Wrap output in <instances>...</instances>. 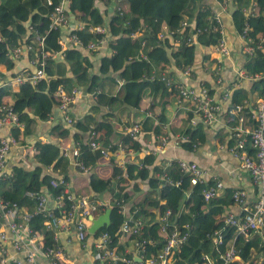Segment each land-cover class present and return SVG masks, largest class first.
<instances>
[{"label": "trees", "instance_id": "obj_1", "mask_svg": "<svg viewBox=\"0 0 264 264\" xmlns=\"http://www.w3.org/2000/svg\"><path fill=\"white\" fill-rule=\"evenodd\" d=\"M218 1L222 2L223 0ZM98 2L104 6L103 9L98 6ZM228 2L236 5L230 15L233 30L240 34L243 23H247L249 26L246 36L253 40L254 49L250 56L245 55L241 69L248 73L262 75L260 79L252 81L250 86L257 97L262 98L264 97V52L260 48H256L255 43L257 34L260 33L264 36V0H228ZM252 3L254 4L253 10L249 8ZM58 4L59 0H0V64L4 65L6 69H11L13 61L9 56V51L11 48L20 47V44L30 46L28 49L30 57L37 64L40 61L43 63L44 77L35 83L24 81L19 84L17 91L11 93L7 85L3 84V88H0V104L2 97L10 94V100L5 103L9 104L10 109L22 124L21 129L19 126L8 127V131L18 142L21 132L23 136L32 134V128L37 122V118L44 120L53 113L54 107L57 106V101L53 96L57 85L66 91H69L73 86L78 87L92 97L94 108L107 106L109 113L113 112V107L120 104L135 108L139 102L140 94L145 88L154 96L157 94L163 96L162 91L166 88L163 82L158 79L149 81L146 78L151 68L163 69L165 66L161 64H168L167 58L160 57V59L154 53L159 50L162 37L166 35L162 40L165 45L168 44L167 35L172 36L173 41L177 40V46L170 50V58L174 67L182 70L185 66L191 67L195 48V45L185 42L186 36L191 35L200 45H212L216 43L219 34L210 32L208 29L212 26L222 25L220 19L217 24L215 16L212 15L208 6L200 5L195 13L188 14L189 18L186 21L189 26H184L182 31L178 32L180 17H182V13L188 12L187 7L190 6L191 0H125L126 9L120 7L114 0H67L65 8L67 23H69V16L72 15L82 25L81 29L68 31L69 34L72 33L78 38L81 43L80 48H83L89 40H96L101 36V34L89 31L88 26H101L105 30L104 37H106L110 52L100 57L97 73H93L91 62L82 54L80 48L71 44L72 46L61 50L59 44L61 28L48 26L50 14L54 12ZM107 8L111 11L109 15L106 11ZM243 8H248V12H244ZM191 25L194 26L193 29H191ZM163 26L166 27V32L159 37L158 34ZM196 27L202 28L201 32L198 35H193ZM35 34L42 38L41 45L33 38ZM24 36L25 39L22 41ZM89 51L92 54L96 52V50ZM40 52L45 56L41 57ZM140 52L145 55V59L137 56ZM56 53H60L61 57L53 58L52 55ZM22 72L29 74L31 71L22 70ZM108 75L120 80L121 84L117 85L118 82L110 79ZM168 75L175 77L171 72ZM204 87L213 95L214 89L206 85ZM226 89L228 92L230 87L227 86ZM246 96L244 89L230 90L229 94L227 93L226 115L231 118L229 124L232 127L235 125V118L233 115L227 114L228 109L234 104L241 103ZM173 97H175L174 92ZM244 111L246 110L244 109ZM202 127L205 126L196 122L194 127L184 128L182 134L189 139L181 142L184 149L192 150L190 142L203 139ZM101 128L109 129L110 126L108 123L102 122H95L92 125L83 116L80 119H72L67 126L60 122L51 125L48 141L33 142L32 159L36 163L30 168L15 165L11 169L10 178L5 181L0 180V197L14 202L18 207L30 212H33L35 207L34 201L24 195L25 191H40L48 194L49 201H51L61 188L50 186L49 181L60 178L64 182H68V177L65 174L68 158L62 154L60 139H65L72 132V140L77 142V153L74 158L78 167H91L101 157L98 150H91L88 146L90 134L94 132L95 138L100 141L97 131ZM143 129H147L145 121L141 125V130ZM23 136L21 141H23ZM136 139L124 136L122 143L131 144L132 147L137 148L139 145ZM100 142L102 145L107 144L103 140ZM229 144H233L232 139ZM114 149V146H110V151ZM244 150L251 154L247 144ZM139 163V166L138 163H127L124 166L127 179H146L148 190H150L132 209L133 217L143 218L146 215L143 210L144 206L151 201L156 206L158 215L163 212L164 208L170 209L169 219L172 225L177 228H180L184 223L190 225L186 244L182 245L179 251L173 255L174 259L170 264H210L206 257L212 258L213 264H220L217 259L218 254L231 242L236 249L237 258L227 264H241V261L244 262L250 258L251 252L254 254L248 264H254L253 261H256L261 253H264V241L262 240L264 224L260 233L250 230L245 236L241 234L232 236L233 228L223 227L220 216L224 211L223 208L232 204V190H224L222 195L204 202L201 199L203 185L198 183L190 185L189 177L181 173L173 161L170 165L164 161L155 162V156L147 153ZM112 164L111 160V173L112 176H115L120 170ZM155 173L165 174L168 179L178 181L179 184L177 186L164 185L160 189ZM87 184L88 190L95 193L111 191L112 205L110 206L109 225L106 228H100L91 235L96 236L99 231H106L110 238V245L113 246L121 233L119 225L124 221L123 215L119 212V206L115 203L119 199L125 200L126 195L122 190L120 192L112 190L108 181L98 177L93 171H89ZM186 192H188V203L184 209L180 210L178 203ZM156 195L159 199L155 198ZM62 202L63 206L69 204L68 200L64 198ZM102 211L100 210V212ZM53 213L58 215L57 210H53ZM43 220L44 218L40 214L34 213L29 220V226L34 231L41 232L43 244L49 245L53 243L52 233L44 228ZM217 228L221 229L222 239L220 244L214 246L209 234ZM129 237L145 240L143 257L154 254L162 245V239L157 232L155 223L144 224L138 237ZM198 246L199 249H196ZM194 249L196 250L190 255ZM186 258L188 259L185 262Z\"/></svg>", "mask_w": 264, "mask_h": 264}, {"label": "crops", "instance_id": "obj_2", "mask_svg": "<svg viewBox=\"0 0 264 264\" xmlns=\"http://www.w3.org/2000/svg\"><path fill=\"white\" fill-rule=\"evenodd\" d=\"M114 1L117 2L120 7L126 9L125 0ZM110 5L112 6V3H110ZM200 5L208 6L212 15L220 19L222 23L221 29L225 44L228 47L229 55L222 59L220 63V78L222 80L220 85L217 86L214 84L215 82L212 74V61L215 56L213 52V44L208 46L200 45L195 40L194 56L190 67L191 71L187 76L182 74L181 69H176L174 67L172 59L170 58L171 48L177 46V42L173 41L172 36L167 35L168 44L166 45L165 42H162L166 35L163 36L160 41L163 45L161 44L159 50H156L154 53L158 55L159 58H167L168 64L165 65L162 63L161 65H164V68L167 71L173 73L176 79L181 83L194 88L206 85L209 88L214 89L213 98L220 106L217 121L211 125L202 127V131L204 132L203 139L199 141L197 140L199 142L198 146L190 151L184 149L182 146H172L171 143L157 149V145H159V141L157 140L158 137L162 135L174 137L182 133L185 127H194L196 122H198L196 119H194V124L189 122V119L192 117L189 106L186 104L177 105L171 90L164 88L165 90L162 91L163 96L158 94L154 96L147 88H145L142 90L139 102L135 108L120 104L119 106L113 107V112L109 113L107 106L94 108L92 106V97L78 88L81 91L80 96L68 107V114L71 119H80L83 116L86 117L92 125H94L95 122H102L104 124L108 123L110 128L99 129L97 131L98 136L100 141L103 140L104 142H107L109 146H114L115 149L108 151L106 157L98 158L91 167L80 168L74 158L75 154L73 151L76 149L77 142L72 140V132L66 136L65 139H60V149L62 150V154L68 158V165L65 174L68 177L70 193L74 198L85 196L99 204L101 208H103V211L106 208L110 209V206L112 205L110 190H105L100 194L88 190L87 183L89 171H93L98 177L107 180L112 190L116 192L122 190L123 193H125L126 198L123 200V211L121 213L124 217V221L139 220L142 226L146 223L149 225L153 223L157 224L158 212L156 206H154L151 201L147 202L144 206L143 210H145L146 215L143 216V218L133 217L132 209L141 202L144 195L150 192V190H148L146 179H127L124 168L127 163H138L139 166L142 157L147 154V149L149 148L147 145H149L157 150L155 162L164 161L165 163L176 158L185 161H193L205 172L208 179L219 180L222 183L223 189L219 192L218 196L222 195L224 190L241 189L246 193L247 199L245 204L249 206L252 204L255 193L254 186L248 175L240 169L238 160L229 152V143L231 141L229 138V129L232 127L229 122L231 118L226 115V107L228 104L227 96L224 99L221 98L222 91L227 92L226 87L228 86L230 87L229 91L236 89H244L246 91L247 96L242 100V102L245 101V105L247 104L248 106L253 107L254 102L259 99L256 93L250 89L252 81L238 78L236 75V71L242 68L241 66L245 60V53L242 50L239 34L233 30L230 20L231 12L235 9L236 5L232 2L229 3L228 1L222 3L218 0H191L190 6L187 7L188 12L185 14L182 13L180 22L182 20L186 21V19L189 18L188 14L191 12L195 13V10H198ZM98 6L101 9L104 8L99 2ZM106 11L108 12V15L111 12L108 8ZM69 17V23H66V25L61 28L59 44L62 43L64 47L61 48V50L68 46H72L71 44L73 43L68 42L66 39L69 35L68 31L71 29H78L77 26L78 23H80L72 17V15ZM165 32L166 27L163 26L158 36H162ZM256 37L260 45L259 48L264 52V36L259 33ZM24 39L25 36L22 37V41ZM73 45L78 48L81 47L79 44ZM80 50L89 62H91V71L93 73H97L98 60L100 57L110 52L107 43L96 49L94 54L85 48H80ZM28 53L25 44H20V52L14 57H11V60L13 61L12 68L6 69L4 65L0 64V88H3L2 85L4 84L7 85L10 93L17 91L19 84L13 80L14 76L18 72H22V70H34V60ZM52 57L60 58L61 56L60 53H56L52 55ZM108 76L110 79L118 82L117 85L121 84L120 80H117L110 75ZM229 91L227 92L228 94ZM10 98V94H6L2 97V102L8 104L5 102H8ZM245 110L247 109L245 108ZM144 121L147 125V129L141 130V125ZM57 122L64 125L60 112L54 107L53 113L48 115L46 119L40 120L37 118V122L33 125L31 135L23 136L21 132L18 145L10 146L7 150L4 173H11V169L15 165H23L25 168L33 166L36 163L32 159V155L34 154V147L32 146L33 142L48 141L50 138L49 127ZM132 122H138L140 124V131L135 136L139 145L137 148L132 147L131 144L128 145L122 143L124 136H127L124 133L123 127ZM245 124L247 127H251L250 120H247ZM19 128H22V124ZM7 130L8 128L6 127L3 128V130H0V136L6 133ZM22 136L23 141H21ZM111 160L114 166L120 170L115 176H112L111 173ZM153 197L154 196L152 195L151 198L153 199ZM187 203L188 192L184 193L181 197L178 203V208L180 210L184 209ZM48 206H51V201L48 202ZM223 210L222 214H237L239 213L240 206L232 203L231 205L224 207ZM102 212H99V214ZM98 215H94L92 218H95ZM90 225L91 219L90 216H88L86 217L87 229ZM119 232L121 231L119 230ZM96 236L88 234L83 241H80L76 238L73 225L72 229L70 226L68 228L58 227V230L56 231V244L60 245L63 250V264H100L94 261V237ZM133 243L134 242L127 234L121 232L117 237L115 248L120 255H126L139 262L140 258L137 255V250ZM9 246V243L6 242V247L9 248ZM173 259L174 256L171 258L170 262L173 261ZM208 259L213 262L212 258ZM45 263V259L36 258L33 264Z\"/></svg>", "mask_w": 264, "mask_h": 264}, {"label": "built area", "instance_id": "obj_3", "mask_svg": "<svg viewBox=\"0 0 264 264\" xmlns=\"http://www.w3.org/2000/svg\"><path fill=\"white\" fill-rule=\"evenodd\" d=\"M228 0H223L226 2ZM67 0H59L58 6L54 9V12L50 14L48 26L51 28H62L67 23L65 8ZM254 4L252 3L249 8L253 10ZM243 8L244 12H248V8ZM215 21L218 24L219 19L215 17ZM184 26L189 24L182 20L177 28L178 32H181ZM78 29L82 28V25L78 23ZM191 25V29H193ZM31 29V27H28ZM202 28H194L193 35H198ZM88 30L101 34L96 40H89L83 48L86 50H96L106 44V37H104L105 30L101 26H88ZM249 30L247 23H243V28L239 34L242 50L247 56H250L254 47L252 46L253 40L246 36V32ZM210 32H217L219 34L216 43L213 44V52L215 54L213 58L212 74L214 78V84L219 86L221 82L220 78V63L222 59L229 55L228 47L225 44L223 38V32L221 26H212L208 29ZM159 35V34H158ZM33 38L39 45L42 43V38L38 35H34ZM68 42L81 44L78 38L74 35H68L66 37ZM177 42V40H176ZM185 42L187 44L194 45L195 39L191 35L186 36ZM256 48H259L258 40L256 41ZM63 48V44L61 43ZM26 49L30 46L25 45ZM20 52V47L11 48L9 56L14 57ZM40 56H45L40 52ZM138 57L145 59V55L140 52ZM34 70L29 74H23L18 72L13 80L20 84L24 81L35 83L40 78L44 77L42 70V61L38 64L34 61ZM37 65V66H36ZM191 71L190 66H185L181 72L184 76H187ZM146 78L149 81L158 79L163 82L164 86L174 92L175 103L177 105L186 104L189 106L192 117L189 119L191 124H194V119L200 122L202 125H211L217 121L220 106L214 100L213 95L209 93L208 89L204 86L194 88L181 83L176 77L168 75L170 71L165 68L156 69L151 68ZM238 78H244L247 80L255 81L261 78V74L248 73L243 69L236 71ZM83 93V92H82ZM81 94V91L77 88H72L69 91L64 90L60 85L56 86L53 96L57 101V110L62 114L64 125H69L71 119L67 113L68 106L73 103ZM227 92L222 91L221 98H226ZM247 108L246 111L244 109ZM228 114L233 115L235 118V125L229 129V138L232 139L233 144L229 146L230 154L235 157L239 162L240 169L248 175L252 185L254 186V198L252 204L249 206L245 204L247 199L246 193L241 189H233L231 191L232 203L240 206L239 213H225L221 216V222L223 227L233 228L232 236L236 234L244 235L248 231H255L260 233V229L264 224V97L257 99L254 102V106L250 107L245 101L232 105L228 109ZM250 120L251 127H247L245 122ZM15 113L10 109L9 104H0V130L8 128L9 126H20ZM124 133L130 137L135 136L140 131V124L138 122H132L129 125L123 127ZM159 141L158 148H162L164 145L171 143L172 146H181V142L188 141V137L182 133L168 138L167 136H160L157 139ZM18 140L10 134L7 130L6 133L0 136V180H5L11 176V173H4L5 156L10 146H17ZM199 142L197 140L191 141L190 146L192 148L197 147ZM246 144L251 150V154H248L244 150ZM88 146L91 150H98L99 154L103 157L107 156L109 151V144L103 146L99 140L94 136V132L90 134V140ZM147 153L156 154V148L147 145ZM33 150V148H32ZM77 153L76 149L73 151ZM171 161L176 163L179 171L186 174L190 185L201 184V199L204 202L218 196L219 192L223 189L222 183L219 180H210L207 178L205 172L193 161H185L179 158L170 160L167 162L170 165ZM159 181L158 188H163L164 185L179 184L178 181H171L165 174H156ZM49 185L52 187L59 186L61 188L57 195H54L51 200V208H48V202L50 196L40 191H25L24 195L34 201L33 212L24 210L18 207L14 202L4 200L0 197V264H33L36 258L45 259V264H63V250L61 246L56 244V231L58 227L72 229V225L75 231L76 238L83 241L88 232L86 226V217H93L98 215L100 210H103L99 204L94 202L85 196H79L73 198L70 193L68 182H64L59 179H51ZM68 200L69 204L63 206L62 199ZM73 198V201H72ZM159 199L158 195L155 196ZM73 202V203H72ZM119 206V212L122 213L123 201L119 199L116 203ZM53 210L58 211V215L53 213ZM34 213L40 214L44 220L42 224L44 228L51 231V240L53 243L49 245L43 244V235L41 232L34 231L29 226V220ZM171 211L168 207L164 208L163 212L158 215L157 220V232L162 239L161 248L154 254L143 257V244L145 240L132 239L133 245L137 250V255L140 258L139 262L133 260L131 257L120 255L114 246L110 245V238L106 231H101L95 239L94 248V261L100 264H170V260L173 255L179 251L182 245L186 244L188 238L190 225L184 223L177 228L172 225L169 219ZM119 230L128 236H139L142 224L139 220L123 221L119 225ZM209 237L212 244L218 245L221 243V229H214ZM233 238V237H232ZM264 241V238H262ZM6 242L9 243V248L6 247ZM254 252H251L250 258L241 264H248L252 259ZM237 258L236 249L231 242L228 246L219 252L217 259L220 264H227L234 261ZM207 261L213 264L208 257ZM254 264L264 263V253H261Z\"/></svg>", "mask_w": 264, "mask_h": 264}, {"label": "water", "instance_id": "obj_4", "mask_svg": "<svg viewBox=\"0 0 264 264\" xmlns=\"http://www.w3.org/2000/svg\"><path fill=\"white\" fill-rule=\"evenodd\" d=\"M109 214H110V209L106 208L101 214H99L97 217L95 218H91V225L88 227L87 231L89 234H95L100 228H106L109 225ZM199 249V246L196 248ZM192 250V252L190 253V255L192 253H194V251L196 250ZM189 255V256H190ZM188 256V258H189ZM185 259V262L187 261V259Z\"/></svg>", "mask_w": 264, "mask_h": 264}, {"label": "clouds", "instance_id": "obj_5", "mask_svg": "<svg viewBox=\"0 0 264 264\" xmlns=\"http://www.w3.org/2000/svg\"><path fill=\"white\" fill-rule=\"evenodd\" d=\"M71 34H72V33H71ZM71 34H69V35H71ZM71 42H72V41H71ZM73 44H75V43H73ZM60 47H61V43H60ZM61 48H62V47H61ZM63 48H64V47H63ZM245 55H246V54H245ZM74 87H75V86H73L72 88H74ZM72 88H71V89H72ZM75 88L78 89V87H75ZM70 104H71V103H70ZM68 107H69V106H68ZM67 113H68V110H67ZM60 114H61V113H60ZM68 115H69V114H68ZM69 117H70V115H69ZM61 119H62V122H63L62 114H61ZM70 119H71V117H70ZM71 120H72V119H71ZM63 123H64V122H63ZM162 136H164V135H162ZM165 136H166V135H165ZM167 137L170 138L169 136H167ZM103 146H106V145L103 144ZM109 151H110V146H109ZM151 155H153V154H151ZM155 155H156V154H155ZM155 155H153V156H155ZM100 157L102 158L103 156L100 155ZM91 218H92V217H91ZM87 232H88V231H87ZM100 232H101V231H99L98 234H99ZM88 234H89V233H88ZM88 234H87V235H88ZM98 234H96V235L98 236ZM97 236L95 237V239L97 238ZM113 246L115 247V245H113ZM125 256H126V255H125Z\"/></svg>", "mask_w": 264, "mask_h": 264}]
</instances>
